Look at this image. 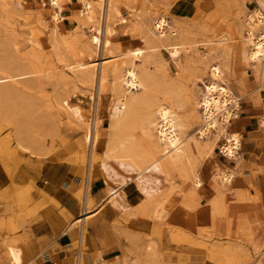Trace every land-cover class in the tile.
Wrapping results in <instances>:
<instances>
[{
  "label": "rangeland",
  "instance_id": "obj_1",
  "mask_svg": "<svg viewBox=\"0 0 264 264\" xmlns=\"http://www.w3.org/2000/svg\"><path fill=\"white\" fill-rule=\"evenodd\" d=\"M57 1L60 8L51 0H0V78H6L0 86V168L9 179L0 195L17 190L10 199L0 197V264L33 262L27 257L31 241L26 232L47 204L46 198L38 201L48 186L41 166L57 161L72 166L74 195L91 215L100 206L99 196L106 199L113 181L125 178L121 207L110 204L116 208L110 209L116 264H264V153H252L253 142L256 151L264 146V58L246 64L241 55L253 0H110L112 30L105 38L102 29L98 48L90 36L97 34L105 7L90 15L80 0ZM259 1L264 10V0ZM158 17L170 26L163 28L160 40L153 28ZM172 43L180 47L175 59L165 49ZM135 49L143 51L142 58L126 63L124 54ZM111 57L125 62L113 68ZM104 59L111 63L103 67ZM68 63H82L84 71L74 73ZM129 65L152 77L131 95L167 106L182 125L184 145L170 157L161 154L156 141L155 105L136 110L129 126L120 130L125 150L120 148L114 158L105 153L109 122L122 92L117 76ZM210 66L221 69L239 109L227 128L217 117L208 138H199L201 110L195 104L212 83ZM64 102L78 108L81 121L68 115ZM256 111L262 113H251ZM86 129L95 137L93 144L85 139ZM229 132L240 141L234 160L219 150ZM210 144H215L211 154ZM155 158L162 166L142 173ZM220 169L232 172L229 183H221ZM29 172L36 177L26 180ZM80 217L71 218V224ZM90 222L84 223L82 247L72 244L81 249V258L72 257L71 264H86ZM73 228L80 236L79 223Z\"/></svg>",
  "mask_w": 264,
  "mask_h": 264
},
{
  "label": "bare ground",
  "instance_id": "obj_2",
  "mask_svg": "<svg viewBox=\"0 0 264 264\" xmlns=\"http://www.w3.org/2000/svg\"><path fill=\"white\" fill-rule=\"evenodd\" d=\"M51 2H52V6L54 8H60V4L57 0H51ZM80 2L82 4L85 12L90 14V15L97 13L98 10H99L98 15H99L100 10H103L105 7V16L99 15V17H100L99 21L100 20L101 21L98 25V30L96 31L97 34L96 35L92 34L90 36L91 37L90 39H91V42L93 43V45L96 47L97 46L99 47L102 43L101 39H100L101 34H102V29L104 28L103 34H104L105 38H107L111 34V30H112L111 28L112 27L110 28L108 25V19H109L108 17H109V11H110V9H112V8H110L111 7L110 2H112V1L108 0L107 6H104L105 0H98L95 3L90 1V0H80ZM253 2L255 3V8L250 15H247L248 27H247L246 37L243 40L244 43L246 44V47H244L241 51L242 60L246 64L256 63V62H259L260 60H262L264 58V31H263L264 10H263V5L259 0H253ZM58 15H59L58 13H55L53 16L54 19L58 18ZM110 16H112V15H110ZM103 21L105 24L104 27L102 26ZM164 21L165 20L158 17L156 19V21L153 23V28L156 31L157 38L159 40L162 37H165V31H163V28L166 26L170 29V26H168L167 23H164ZM93 27H94V25H93ZM171 33L174 34V32H171ZM30 42L32 45H35V42L33 40H30ZM106 43H107V41L105 39L104 45ZM165 49L168 50V52L172 58L175 59L178 57L180 47L178 45H176L175 43L174 44L172 43L171 45H169L168 48H165ZM142 52L143 51L141 49H135V50L128 51V53H125L124 56H126V60H125V61H127L126 63L131 64L132 62L141 59L142 55H143ZM108 53H106V54H108ZM145 58H147V57H145ZM109 59H104L100 64L103 66L105 63L110 62ZM115 59H116V57H111L112 63L111 62L110 63L112 64L111 66L113 68L118 69L120 64H123L125 61L119 62ZM124 59H125V57H124ZM118 60H122V58L118 59ZM95 65H96V63H92V68H95ZM84 66L85 65L82 63H68L66 65V67L69 68V70L74 71V73L83 70ZM209 68H210V75L212 78V83H209L208 85L205 86V90H204L202 97L195 104L196 108L199 107L201 110L199 116L201 117L202 125H201V127L197 133L199 138H208L209 134H211V131L214 130L217 126V121H218L217 117L220 119L221 123L226 126L225 128H227L230 121L232 119H234L235 116L237 115L236 112L239 109L238 99L234 96L232 91L229 90V88L226 86L224 80L222 79L221 69L217 66H212V67L210 66ZM88 70H89V68H88ZM100 70H101V68H100ZM97 71H98V69H97ZM104 73H105V71H104ZM88 74H90V73H88ZM102 79L103 78L100 77V81H102ZM117 79L120 80L117 83V85L119 87H121L122 92L119 95V102L116 103L117 105L115 104L114 111L112 114V118L109 122V131L107 134V140H106L107 146H106V152H105L107 157H113L114 158L116 156V152L120 148L124 149V147L126 145V141L121 136L122 134H121L120 130H122V129L125 130L126 127L129 126L130 118H131L132 114L135 115L136 110H138V109L141 110L144 107L151 109L152 105H155V110H156V113L158 116L157 123L155 125V130H156V141H157V144L161 148L160 149L161 154L166 155V157H170L172 152H178L179 150H181L182 149L181 147L184 145V142H183L182 137H181L182 125L178 121V118L176 117V115L171 110H169V108L167 106H163L162 104H156V103H152V102L147 103V101H144V98H142L140 96H132L131 95V93H133L132 91H136V90L138 91L139 89L143 90L146 87V85H148L151 82L152 77L149 75L141 76L134 69V67L129 65L128 68L124 69V71L122 72L121 75L117 76ZM5 82H6V78H0V86L3 85V83H5ZM123 86H125L127 91L123 88ZM128 94H130V95H128ZM98 95H99V92H98ZM197 104H198V106H197ZM71 106L67 102H64V107H65V110L67 111L68 115H70L73 119L77 120V122L81 121L82 116L80 115L78 108L77 107H71ZM143 110L145 111V109H143ZM139 112L140 111H138V113ZM94 122L95 121H93V123ZM93 130H94V128H92V131ZM225 136L226 137L224 139V144L220 147L218 146L219 150L223 154V156H225L227 159L234 160L236 158V154L239 150V145H240L239 137L237 134L230 133V132L228 134H226ZM215 137L218 138L219 136L216 135ZM118 138H121V139L119 141V144L116 145V140ZM85 139L87 142H91L92 144L95 142V137L93 135H91V133L88 130L85 132ZM214 145L215 144H212L211 146L208 147L209 148L208 149L209 154H211L212 150L214 149ZM129 155H128V157H129ZM125 156H126V154L125 155L122 154L121 159H119L120 162H121V160L123 161ZM123 163H124V161H123ZM104 164H106V163H104ZM122 166H124V165H122ZM161 166H162V163L160 161V158L152 159V160H150L149 164L147 166H145V168L142 170V173L149 172V171L157 169L158 167H161ZM120 167H121V164H120ZM103 168H104V166H103ZM115 173H117V172H115ZM108 174H110V173H108ZM115 175L116 174H114L112 171V175L110 174V178L113 179V177H116ZM107 176L109 177V175H107ZM218 176L221 180V183H223V184L229 183L233 177L232 172L228 169H220ZM118 178H119V180H118ZM113 182H115V184H114V186L112 185L113 187L111 186L110 188H108V192H107L108 194H107L106 199L109 201V203L113 207H116L118 209L121 207L120 202L123 201L122 195L120 194V190L123 189V187L126 183V180H125V178L120 179V177H117V180L116 181L114 180ZM127 182H128V180H127ZM194 184L198 185L199 181L195 180ZM122 205H123V203H122ZM87 207L88 206H86V205L83 206L82 211H81V221H83V222H85L89 218V215L91 216V212L88 210ZM148 248L153 249L151 243H149Z\"/></svg>",
  "mask_w": 264,
  "mask_h": 264
},
{
  "label": "crops",
  "instance_id": "obj_3",
  "mask_svg": "<svg viewBox=\"0 0 264 264\" xmlns=\"http://www.w3.org/2000/svg\"><path fill=\"white\" fill-rule=\"evenodd\" d=\"M262 93V104L264 106V90ZM251 113L258 115L262 111ZM249 126L252 127L253 131H257L254 124L248 123ZM252 144V153L255 155L264 153V146L262 149L256 151L255 142ZM41 168L45 170L48 186L45 193H41L43 195L38 198V201H43L46 198L47 204L43 205L41 202L40 206H43L38 209V218L29 222L30 229L26 233H29L28 237L30 238L31 245L27 257L29 259L33 258L32 260L35 264H71L72 257L81 258V249L79 248L76 251L72 244L77 241L79 247H82L84 223L91 218L88 230L90 251L84 256L85 263L94 264L95 261H108V264H116V261L113 260L118 255L116 254V235L112 229L113 218L111 217L113 214L110 213L111 210L116 211V208H110V203L101 194L96 201L97 203L101 201V203L95 214L89 215V218L85 222L81 221L80 217L79 220L76 219L71 224L70 219L77 217L80 215V211H82L79 201L74 195L77 179L72 166L63 161H57L44 162ZM0 174L1 191L9 183V179L1 168ZM30 177H36L35 172H29L28 177L25 178L28 180ZM23 186L25 187V185H19V187ZM14 190L17 191L13 188L8 189L7 193H2L0 197L4 200L10 199L13 196ZM4 200L0 199V211L4 209ZM78 223L80 225V236L77 229H72V226ZM20 234L22 235L23 233ZM33 262L31 261L28 264H33Z\"/></svg>",
  "mask_w": 264,
  "mask_h": 264
}]
</instances>
